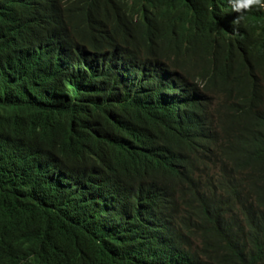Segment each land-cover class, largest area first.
Masks as SVG:
<instances>
[{"label": "trees", "instance_id": "1", "mask_svg": "<svg viewBox=\"0 0 264 264\" xmlns=\"http://www.w3.org/2000/svg\"><path fill=\"white\" fill-rule=\"evenodd\" d=\"M1 16L0 31H9L0 37V256L5 264H211L218 253L226 258L222 264H264V140L254 127L261 90L251 86L247 60L227 54L224 66L212 70L222 42L211 35L207 46L213 58L203 70L189 71L185 66L201 58L197 52L160 59L130 51L127 40L112 46L96 28L70 41L51 33L61 46L34 56L12 37L29 39L20 27L9 26L15 11ZM137 39L131 34L128 42ZM86 47L94 52H82ZM102 52L119 61L115 65ZM68 53L71 66L64 70L57 62ZM74 57L75 64L93 68L84 80L74 69ZM120 65L133 72L134 81L120 84ZM149 67L147 79H141L139 72ZM186 96L202 101L220 131V154L206 172L171 151L179 148L176 140L190 123L172 119L179 130L176 140L159 127L160 116L171 115L172 106ZM202 144L214 149L217 143L204 138ZM53 148L56 153L48 156ZM56 155L68 168H78L96 196L92 202L56 186ZM106 175L151 188L143 196L151 209L163 208L150 194L161 186L168 196H178L182 207L176 224L164 231L172 234L175 247L144 229L125 206L126 198L117 200L102 189Z\"/></svg>", "mask_w": 264, "mask_h": 264}, {"label": "clouds", "instance_id": "2", "mask_svg": "<svg viewBox=\"0 0 264 264\" xmlns=\"http://www.w3.org/2000/svg\"><path fill=\"white\" fill-rule=\"evenodd\" d=\"M25 1L28 3H24ZM194 3L200 6L193 7ZM11 10L15 11L16 21L9 25L10 28L20 27L24 33H28L29 39L14 33L12 37L21 39L29 54L41 57L51 51H48L49 47L52 49L61 46L57 39H52L51 33H61L59 38H68L70 41L75 34L89 35L96 28L99 37L111 38L112 46H118L121 41L127 40L130 51H139L141 54L161 57L160 59L172 58L188 50L197 52L201 58H195L184 69L200 71L213 58V53L209 52L207 46L208 38L213 35L222 43L216 53V67L212 70H219L224 66L227 54L248 61L252 70L251 86L261 90L254 127L264 140V0H183V3L174 0H0V14L3 19L4 13ZM8 32L0 31V37L7 38ZM131 34L138 36L137 43L129 44L128 38ZM81 50L94 52L91 47ZM101 54L105 59L111 58L115 65L119 61L118 57L109 53ZM71 60L70 53L59 56L57 65L69 70ZM75 60L76 57L74 69L77 74H83L79 78L84 80L93 68L86 70L82 65L75 64ZM151 68L139 72L140 78L147 79ZM120 69L117 72L120 84L127 85L134 81L133 72L127 71L121 65ZM163 77L172 82L171 74L164 73ZM245 87L249 89L247 84ZM181 101L183 104L178 102L172 106L171 115L160 116L159 127L176 140L175 134L179 130L172 119L179 118L190 123L192 128L184 131L181 141L176 140L179 148L171 151L177 159L186 158L194 169L206 172L220 154V131L209 121L204 104L199 98L186 96ZM204 138L216 140V147H204ZM52 153H56L55 148L47 152V155ZM56 157V186L70 197L80 196L92 202L96 196L86 189L79 178L78 168H68L62 156ZM214 172L210 170L208 173L213 175ZM100 184L104 191L117 200L119 197L127 199L125 206L144 229L158 234L162 240H166L168 247L177 245L172 241V234L164 231L169 232L168 224H176L177 214L182 207L179 206L178 196H168L162 186L159 190L151 191V201H158L163 207L156 210L151 209L147 201L143 202L144 194L151 188H136L139 186L131 181L117 182L109 175L101 178ZM136 198L138 202L135 201ZM236 220L238 227L243 229L242 217L236 214ZM196 241L202 249L203 241L198 235ZM225 259L224 255L218 253L210 263L222 264ZM29 260L34 261V258L30 257ZM5 263L0 256V264Z\"/></svg>", "mask_w": 264, "mask_h": 264}, {"label": "bare ground", "instance_id": "3", "mask_svg": "<svg viewBox=\"0 0 264 264\" xmlns=\"http://www.w3.org/2000/svg\"><path fill=\"white\" fill-rule=\"evenodd\" d=\"M95 60V59H94ZM138 110V109H137ZM255 125V124H254Z\"/></svg>", "mask_w": 264, "mask_h": 264}]
</instances>
